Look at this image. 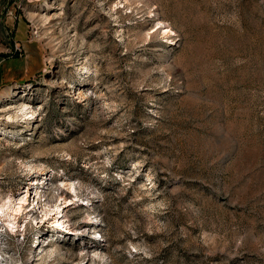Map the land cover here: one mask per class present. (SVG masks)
Segmentation results:
<instances>
[{
    "label": "rangeland",
    "instance_id": "1",
    "mask_svg": "<svg viewBox=\"0 0 264 264\" xmlns=\"http://www.w3.org/2000/svg\"><path fill=\"white\" fill-rule=\"evenodd\" d=\"M0 264H264V0H0Z\"/></svg>",
    "mask_w": 264,
    "mask_h": 264
},
{
    "label": "bare ground",
    "instance_id": "2",
    "mask_svg": "<svg viewBox=\"0 0 264 264\" xmlns=\"http://www.w3.org/2000/svg\"><path fill=\"white\" fill-rule=\"evenodd\" d=\"M23 205H24V204H23V201H20V204H19V205H16V206L13 208L14 211H16V212H20V211L22 210V208H23ZM45 214H46V216L49 215L48 212H46ZM58 224H60V225L63 224L62 221H61L60 219H58ZM39 243H41V241H40Z\"/></svg>",
    "mask_w": 264,
    "mask_h": 264
}]
</instances>
